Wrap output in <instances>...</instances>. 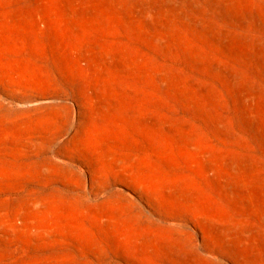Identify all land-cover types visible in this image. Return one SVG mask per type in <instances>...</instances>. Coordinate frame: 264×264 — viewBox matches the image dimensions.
<instances>
[{
  "label": "rangeland",
  "instance_id": "374dc122",
  "mask_svg": "<svg viewBox=\"0 0 264 264\" xmlns=\"http://www.w3.org/2000/svg\"><path fill=\"white\" fill-rule=\"evenodd\" d=\"M0 264H264V0H0Z\"/></svg>",
  "mask_w": 264,
  "mask_h": 264
}]
</instances>
